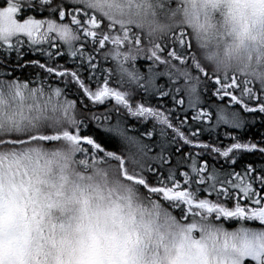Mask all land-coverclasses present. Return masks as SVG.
Instances as JSON below:
<instances>
[{
  "label": "snow or ice",
  "instance_id": "1",
  "mask_svg": "<svg viewBox=\"0 0 264 264\" xmlns=\"http://www.w3.org/2000/svg\"><path fill=\"white\" fill-rule=\"evenodd\" d=\"M257 123L264 0H0V264H264Z\"/></svg>",
  "mask_w": 264,
  "mask_h": 264
},
{
  "label": "trees",
  "instance_id": "2",
  "mask_svg": "<svg viewBox=\"0 0 264 264\" xmlns=\"http://www.w3.org/2000/svg\"><path fill=\"white\" fill-rule=\"evenodd\" d=\"M53 51H55L56 49L55 48H53L52 49ZM13 56H14V53H13ZM29 57H32V54L31 53H28L27 54V56L25 57L26 59L27 58H29ZM32 58H36V57H32ZM40 58V60H41V62H44V58L41 56V57H39ZM60 63L61 64H63V63H65V61H64V59H60ZM138 64H143V63H145L144 61H139V62H137ZM68 65H71V64H68ZM72 66V65H71ZM142 71H146V68H142L141 69ZM162 82V81H161ZM93 88L95 89V86L93 85ZM104 110V108H103V106H100V108H99V111H103ZM90 127H92V126H90ZM260 129L261 131H264V128H261V126H260V124L259 123H257L255 126H252V127H250L247 131H245L243 134H242V138L243 139H248L249 137H252V138H255V139H259V135H260V133L257 131V129ZM99 135H103V133H101L100 131H99V129H96L95 130ZM221 138L223 139V136H221ZM203 139L204 140H207L208 139V137H207V135H205L204 137H203ZM251 159H255L254 157H252ZM237 170H239V169H237Z\"/></svg>",
  "mask_w": 264,
  "mask_h": 264
},
{
  "label": "rangeland",
  "instance_id": "3",
  "mask_svg": "<svg viewBox=\"0 0 264 264\" xmlns=\"http://www.w3.org/2000/svg\"><path fill=\"white\" fill-rule=\"evenodd\" d=\"M15 55V54H14ZM139 62V61H138ZM68 67H72L71 65H67ZM27 75V73H25V76ZM93 90H94V88H93Z\"/></svg>",
  "mask_w": 264,
  "mask_h": 264
}]
</instances>
